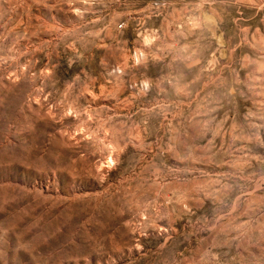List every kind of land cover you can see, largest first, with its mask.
<instances>
[{
  "label": "rangeland",
  "instance_id": "rangeland-1",
  "mask_svg": "<svg viewBox=\"0 0 264 264\" xmlns=\"http://www.w3.org/2000/svg\"><path fill=\"white\" fill-rule=\"evenodd\" d=\"M0 264H264V0H0Z\"/></svg>",
  "mask_w": 264,
  "mask_h": 264
}]
</instances>
